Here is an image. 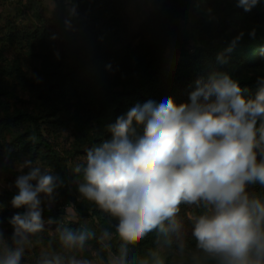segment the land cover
I'll return each mask as SVG.
<instances>
[{
  "label": "clouds",
  "instance_id": "obj_1",
  "mask_svg": "<svg viewBox=\"0 0 264 264\" xmlns=\"http://www.w3.org/2000/svg\"><path fill=\"white\" fill-rule=\"evenodd\" d=\"M258 3L237 0V7L251 11ZM257 83L254 97L245 96L228 74H213L196 80L188 103L149 99L106 125L112 138L88 148L73 172L83 173L80 196L109 218L97 238L110 253L108 264H124L127 246L153 232L169 246L175 241L183 255L182 204L204 209L187 216L196 249L191 264H264V199L247 190L264 186V78ZM20 167L29 171L16 178L18 194L11 204L26 211L10 218V238L0 229V264H21L32 237L54 223L43 219L42 205L50 210L63 185L57 174L31 160ZM65 212L77 221L71 204ZM55 231L64 251L43 254L40 264H93L74 253L83 252L94 232ZM114 236L121 242L119 255L110 252ZM150 257L142 264H164L158 252Z\"/></svg>",
  "mask_w": 264,
  "mask_h": 264
},
{
  "label": "rangeland",
  "instance_id": "obj_2",
  "mask_svg": "<svg viewBox=\"0 0 264 264\" xmlns=\"http://www.w3.org/2000/svg\"><path fill=\"white\" fill-rule=\"evenodd\" d=\"M97 3V0H0V26L27 25L50 34L54 32L57 37L56 42H34L26 53L8 51L5 54L9 65L19 67L21 75L17 77L13 71L5 97L8 108L3 111L0 107V194L6 192L12 197L18 194L14 182L19 175L29 171L27 168L21 170L25 160L57 174L63 181L56 190L58 195L51 209L42 205L43 219L47 222L51 218L54 223H46L45 231L32 237L33 244L26 249L21 264H40L43 254L63 252L55 231L61 227L74 232L89 230L95 233L96 238L86 242L83 252L74 253L78 259H89L93 264H108L110 259L109 251L102 248L97 239L109 218L93 202L80 196L78 185L82 182L71 177L74 167L84 162L87 140L106 130V107L89 112L74 98H57L53 79L48 76V71H43L44 58L50 54L56 62L62 57L68 66L99 60L104 70L100 85L114 90L121 88L118 77L122 78L128 66H134L144 56V49L153 43L155 18L160 13L170 12L176 16L185 49L190 51L202 45L225 51L232 46L225 38H237L250 27L247 20L234 23L235 20L225 19L230 9L238 8L237 0H125L118 22L108 14L100 15L95 7ZM195 30L197 33L193 34ZM95 36L102 38V45L94 42L97 40ZM60 41L64 42L61 44ZM5 112L9 116L26 114L27 117L19 126L3 130L1 120ZM36 124L60 162L32 157L27 153L10 160V150L18 154L10 144L17 138L28 139L29 132L36 130ZM5 162H9L10 167H6ZM70 204L78 215L77 221H69L66 215L65 209ZM25 211L24 207L0 208V229L7 238L13 233L10 218ZM189 234L191 231L184 227V236ZM149 238L148 243L127 246L125 261L128 264L150 260L152 251L160 254L164 264H191L190 254L196 249L186 250L181 255L178 248L170 249L157 233L149 234ZM202 264L213 262L204 260Z\"/></svg>",
  "mask_w": 264,
  "mask_h": 264
},
{
  "label": "trees",
  "instance_id": "obj_3",
  "mask_svg": "<svg viewBox=\"0 0 264 264\" xmlns=\"http://www.w3.org/2000/svg\"><path fill=\"white\" fill-rule=\"evenodd\" d=\"M97 1L98 5L95 4V7L96 10H99L100 15L108 14L111 19L118 22L125 0ZM175 19L176 16L170 12L160 13L155 18L156 28L153 43L144 49V56L137 63L134 62V66L131 64L128 66L127 72L122 75V78L118 77L121 85L119 89L111 90L100 85L104 70L99 60L94 59L87 63L82 62L68 66L62 57L55 62L49 54L44 58L42 67L43 71H48V76L53 79L54 94L61 100L66 97L74 98L89 112L99 111L106 107L105 119L108 124L115 123L118 116L125 114L137 103L143 105L149 99L154 100L157 104L165 98H171L176 105L188 103L190 102L189 95L195 89L196 80L206 81L213 74H228L242 89L246 90L245 96L254 97L259 87L258 78H264V0H259V3L251 11H244L241 7L228 11L226 20H235L234 23L242 19L247 20L250 27L237 38H225L227 43L229 41L232 43L231 48L225 51L204 45L195 46L192 51L186 50ZM226 29L224 28V30ZM195 33H197L196 30L193 34ZM55 34L27 25L0 26V107L3 111L8 108L5 97L9 91L10 77L14 70L17 77L21 75L19 67H12L7 62L6 52L22 54L26 53L36 41L40 44L56 42ZM94 38L97 39L94 42L98 45L103 44L102 38L96 36ZM63 39L67 40L66 37ZM63 42L60 41L61 44ZM166 50L167 54L165 55ZM218 52L221 53L220 56H218ZM218 57H223L226 62L222 63ZM245 72L251 73V75H246ZM26 117V114L9 116L5 112V117L1 120L2 129L9 130L11 127H17ZM35 129L34 132H29L26 140L14 139L10 145L18 154H14L15 152L10 150V160L27 153L32 157H45L51 161L60 162L56 152L42 136L37 124ZM138 131L142 133V126L138 128ZM111 138V133L106 128L104 132L89 138L86 145L91 148ZM4 164L6 167H10L9 162ZM71 177H76L83 182V173H72ZM247 190L250 194L264 199V186L259 183L248 185ZM12 199L13 197L9 193H1L0 208L12 207ZM180 209L179 218L183 220L185 229L191 231V224L187 219L188 214H200L204 209L195 205L183 204ZM49 217L47 216V218ZM160 238L164 241L162 237ZM149 239L148 235L140 243H148ZM183 239L187 244V250H195L191 234L183 236ZM110 243V250L113 254L119 255V239L114 236ZM167 246L170 249L178 248L175 241L171 246ZM124 264H128V262L124 260Z\"/></svg>",
  "mask_w": 264,
  "mask_h": 264
}]
</instances>
